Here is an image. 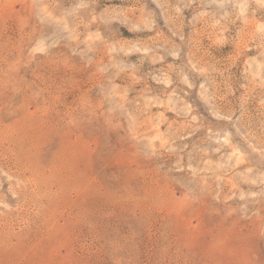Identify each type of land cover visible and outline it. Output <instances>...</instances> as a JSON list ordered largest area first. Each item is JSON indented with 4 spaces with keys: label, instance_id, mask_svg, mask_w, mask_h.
I'll return each mask as SVG.
<instances>
[{
    "label": "rangeland",
    "instance_id": "rangeland-1",
    "mask_svg": "<svg viewBox=\"0 0 264 264\" xmlns=\"http://www.w3.org/2000/svg\"><path fill=\"white\" fill-rule=\"evenodd\" d=\"M0 264H264V0H0Z\"/></svg>",
    "mask_w": 264,
    "mask_h": 264
}]
</instances>
